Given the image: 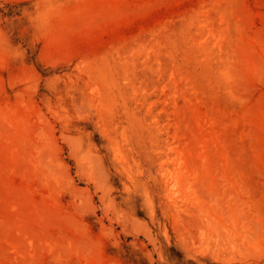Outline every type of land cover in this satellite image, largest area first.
<instances>
[{
    "label": "rangeland",
    "instance_id": "1",
    "mask_svg": "<svg viewBox=\"0 0 264 264\" xmlns=\"http://www.w3.org/2000/svg\"><path fill=\"white\" fill-rule=\"evenodd\" d=\"M0 264H264V0H0Z\"/></svg>",
    "mask_w": 264,
    "mask_h": 264
}]
</instances>
